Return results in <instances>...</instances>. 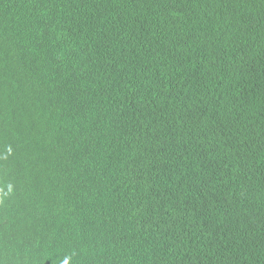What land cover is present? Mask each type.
<instances>
[{
    "label": "trees",
    "instance_id": "1",
    "mask_svg": "<svg viewBox=\"0 0 264 264\" xmlns=\"http://www.w3.org/2000/svg\"><path fill=\"white\" fill-rule=\"evenodd\" d=\"M0 264H264V0H0Z\"/></svg>",
    "mask_w": 264,
    "mask_h": 264
}]
</instances>
